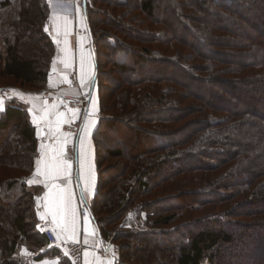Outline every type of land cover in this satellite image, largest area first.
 <instances>
[{"label":"trees","instance_id":"1","mask_svg":"<svg viewBox=\"0 0 264 264\" xmlns=\"http://www.w3.org/2000/svg\"><path fill=\"white\" fill-rule=\"evenodd\" d=\"M84 8L95 86L99 37L106 62L131 73L113 82L112 93L125 88L119 113L104 116L112 106L100 103L94 135L99 190L91 215L102 240L119 247L118 263L141 264L132 240L148 243L138 249L147 264H264V95L256 94L264 89V0H86ZM50 14L49 0H0V88L6 80L25 92L47 90L56 54ZM244 84L249 96L238 89ZM118 122L144 134L127 154ZM8 129L0 145V264H29L23 249L47 243L35 206L41 188L23 180L38 141L27 105L13 98L0 114V134ZM105 133L117 146L101 144ZM121 158L118 188L107 194L110 165L102 162ZM191 180L206 186L188 189ZM213 206L219 210L207 213Z\"/></svg>","mask_w":264,"mask_h":264},{"label":"crops","instance_id":"2","mask_svg":"<svg viewBox=\"0 0 264 264\" xmlns=\"http://www.w3.org/2000/svg\"><path fill=\"white\" fill-rule=\"evenodd\" d=\"M49 1L51 14L46 31L56 45V54L47 90L30 93L19 87L10 89L11 98L27 105L36 131L38 155L35 167L23 180L29 186L41 188L35 201L38 229L42 234L45 228L52 229L59 245L54 246L47 241L35 253L22 252L30 255V260L37 257V264H72L65 245L75 240L86 247L84 264H116L114 255L109 261L97 253L100 244L107 252L112 244L102 240L91 215V207L99 190L94 135L103 115L97 100L96 56L85 8L59 0ZM71 72L77 74L79 89L69 85ZM84 89L90 91L86 109L82 112L67 109L62 99ZM69 122L80 123L77 134L67 129ZM72 144L76 146L75 159L67 153V147ZM40 160H43L42 164L37 163ZM37 171H40V175H36ZM29 180L35 183L30 185L27 183ZM82 208L87 209L88 216L82 215ZM29 264L35 263L31 261Z\"/></svg>","mask_w":264,"mask_h":264},{"label":"rangeland","instance_id":"3","mask_svg":"<svg viewBox=\"0 0 264 264\" xmlns=\"http://www.w3.org/2000/svg\"><path fill=\"white\" fill-rule=\"evenodd\" d=\"M80 0H76V2L74 3V6H76V7H81V5H80V2H79ZM93 4L91 3V6H92ZM99 6V5H98ZM102 38H104L103 36L102 37H99V40L100 41H97V48L99 49V56H98V58H99V60L101 61V68H100V71H99V78H98V84L96 85V92L98 93L97 94V100L99 101V105H100V103H102V100L104 101V104H110V106H112L111 107V109H112V111L111 112H105L104 114V116H107V117H109L110 115H116V113H119V112H114L113 111V109H114V106L116 105V103H117V101H118V99L120 98H122L121 97V95L120 94H122L123 93V91L125 90V88H124V90H121V92L118 94L117 92L116 93H112L113 92V82H118L120 79H121V77H123V76H125L126 74H129L130 72H127L126 74H121L118 70H115V68L111 65V64H109L108 62H106V58H108V52L106 51L107 49L104 47V45H103V41H102ZM245 42H247L246 41V39H243ZM185 51H187V50H185ZM123 57H124V54H120L119 55V59L121 60V59H123ZM131 74V73H130ZM70 76H74V78H75V82L77 83V86L76 87H74L73 85H72V83H70ZM68 81H69V85L71 86V87H73V88H76V89H79L80 88V82H79V80H78V77H77V74L75 73V72H71L70 73V75L68 76ZM1 83L2 84H4L5 86H8V87H6V88H9V90L11 91V89H10V87L12 86V85H8V84H10V83H8L6 80H1ZM212 84H210V85H208V87H210V88H213L214 89V85L213 86H211ZM3 86V85H2ZM3 88H5V87H3ZM216 88V87H215ZM131 89H133L132 91H138V90H140L139 88H131ZM142 89V88H141ZM217 89H219L220 90V88H217ZM238 89L240 90V91H242V93H244L245 95H247V96H249V93L248 92H246V87H245V84L244 85H239L238 86ZM218 90V91H219ZM44 92H46V91H44ZM11 93H12V91H11ZM88 93H90V91L88 90V89H84V90H81L78 94H75V95H71V96H68V97H66L65 99H70V98H80L81 96H83V97H85ZM171 93H173V92H171ZM256 94H257V96L259 97V98H263V95H264V89H257L256 90ZM251 96V95H250ZM86 98V97H85ZM65 99H62L63 100V102H64V106L67 108V109H69V110H76V111H80V112H82V111H84L85 109H86V106H87V104H86V100L84 99L83 100V105H84V107H80V108H76L75 106H73V105H69L68 103L70 102L69 100H65ZM116 100V101H115ZM111 102V103H110ZM237 103V102H236ZM116 109H117V106H116ZM119 115V114H118ZM196 116H201L200 114H196L194 117H196ZM119 120H121V119H123V120H125L124 118H123V115L121 114V115H119V118H118ZM130 123V122H129ZM127 124V126L126 125H123L122 123H120V122H118V124H119V127H120V129H121V133L119 134L120 135V137H121V139H124V141H125V146H123V149H124V152H125V154H127L129 151H134L135 150V146H137V145H139V143H143L142 142V137H143V132H139L138 133V131L136 130V123H134V122H131V123H133V124H131V125H133V126H135V127H132V128H129L130 127V124ZM77 124H80V123H78V122H69V124L67 125L68 127H67V129L71 132V128H73V127H75ZM187 124V123H186ZM182 125V123H179L178 125H176V127H179V126H181ZM129 126V127H128ZM128 130L130 131V132H128ZM245 130L248 132L249 131V129L248 128H246L245 127ZM10 133H9V129L8 130H5L4 132H2L1 134H0V145H2L3 144V142L5 141V140H8L9 139V135ZM74 134V133H73ZM113 135V134H112ZM102 138V139H101ZM100 139H101V144L104 146V147H107V145H108V143L110 144V142L112 141V143L113 144H115V143H117L118 142V140H117V137L116 136H110V133H105V135L104 136H101L100 137ZM110 139V140H109ZM14 141V140H13ZM16 141V140H15ZM112 144V145H113ZM116 145V144H115ZM13 146L14 145H11V147H10V150L11 151H13V152H15L14 151V149H13ZM15 146L17 147L18 145H16L15 144ZM23 148H24V145H21ZM20 146V147H21ZM117 146V145H116ZM21 150H23V149H21ZM103 155L105 156V153H103ZM225 157V156H224ZM126 162V161H125ZM123 163H124V160H122V158L121 159H111V160H108L107 162L104 160L103 162H102V165L104 166L103 168H104V170H106L105 168L106 167H108V165H110L109 167H110V172H109V175L110 176H107V182H106V187L107 188H105L104 189V191H106L107 192V194H108V192H109V190H111L113 187H114V189H117L118 187H117V185L118 184H116L117 182H116V179H118V178H121V175L119 176V174H117L119 171H120V169L123 167L122 165H123ZM126 164L124 163V166H125ZM1 169V168H0ZM2 171H3V169H2ZM1 171V172H2ZM3 174H5V172L3 171ZM2 174V175H3ZM190 177H192V176H190ZM213 177V176H212ZM183 177H181V178H179L178 180H180V179H182ZM178 180H176V181H178ZM192 181V180H191ZM198 182V180H196V183ZM109 183H110V185H109ZM123 183V182H122ZM192 183H193V185H192ZM192 183L190 182V184H189V188L188 189H193V190H195V189H199L200 187H205L206 185H205V183H202L201 184V186L199 187V183H197V187L195 188V185H194V181H192ZM108 185H109V187H108ZM179 185H181L180 183L178 184V186ZM182 187L183 186H181V187H179V189L178 190H181L182 189ZM193 187V188H192ZM114 195L116 196V192L114 193ZM188 199H190L189 197L188 198H186L185 200H183V201H186V200H188ZM217 210H219V208H216V206H213L212 208H210V210L207 212V213H209V212H214V211H217ZM203 214H206L205 213V211L203 212V211H200L199 213L197 212V213H194V214H189V217H192V218H190V219H193V218H197V217H203L204 215ZM200 215V216H199ZM195 216V217H194ZM128 241V240H127ZM107 243H110V242H108L107 241ZM117 243H120V242H118L117 241ZM131 243L134 245V254H136L137 256L136 257H141L140 259H141V264H147V262L145 261V257H146V255H147V251H144V250H142V251H140L139 252V250L141 249V247L142 248H144V246H146L147 244L146 243H144V244H141V245H139L137 242H132V240H131ZM110 244H112V245H109V247L107 248V250H108V252L106 251V249L103 247V250L102 249H99L100 247H97V253L99 254V255H103V258L104 259H107V260H111V259H109L110 257H111V255H114L115 257H116V264H119L118 263V258H119V247L116 245V244H113V243H110ZM139 246H138V245ZM102 246V245H101ZM136 248V249H135ZM140 248V249H139ZM147 248H148V246H147ZM150 248H152V247H149L148 249H150ZM25 250H23V252L24 251H28V252H30V253H35L36 251H30V250H28L27 248H24ZM139 249V250H138ZM38 251V250H37ZM136 251V252H135ZM138 251V252H137ZM144 251V252H143ZM26 257H27V261H28V263H31V261L32 260H30L29 259V257H30V255H25ZM135 257V256H134ZM138 257V258H139ZM36 259H37V257H36ZM169 260H168V263L166 262V261H163V263L164 264H173V260L172 259H170V258H168ZM156 261V260H155ZM154 261V262H155ZM172 262V263H171ZM36 264H37V262H36ZM138 264H140V263H138ZM149 264H151V263H149ZM152 264H159V263H153V261H152ZM203 264H210V263H208V262H204Z\"/></svg>","mask_w":264,"mask_h":264},{"label":"built area","instance_id":"4","mask_svg":"<svg viewBox=\"0 0 264 264\" xmlns=\"http://www.w3.org/2000/svg\"><path fill=\"white\" fill-rule=\"evenodd\" d=\"M59 1L64 2V3H69L71 5L72 4L74 5V3L76 2V0H59ZM79 2H80L81 7L84 8L85 7V0H80ZM70 83H72V85L74 87L77 86V83L75 82L74 76H70ZM11 95H12V93L9 90V88H6V87L0 88V102H2V104H3V111H0V114L5 111L6 104L11 99ZM85 97L81 96L80 98H70V99H65V100L70 101L68 103L69 105H73L76 108H80V107H84V105H83L84 99L86 100V104L88 105V103L90 101V93H88ZM70 130L72 133L77 134L80 130V124H77L75 127L71 128ZM67 153L70 156V158H72V159L76 158L77 151H76L75 144H72V145L67 147ZM81 213L83 216L89 215L86 208H82ZM44 234H45V237H46L47 241L49 242V244L54 245V246L59 245V240L56 237V235L54 234L52 229L45 228ZM65 247L67 249V254H68V257L70 258L72 264H84V253H85L86 247L83 243L72 241V242L67 243L65 245ZM99 247H100L99 249L103 250V246H101V244ZM31 260L35 264L38 261L34 257H31Z\"/></svg>","mask_w":264,"mask_h":264},{"label":"snow or ice","instance_id":"5","mask_svg":"<svg viewBox=\"0 0 264 264\" xmlns=\"http://www.w3.org/2000/svg\"><path fill=\"white\" fill-rule=\"evenodd\" d=\"M0 111H3V104H2V102H0ZM73 115L75 116V113H73ZM37 163H41L42 164L43 163V160H40ZM61 164L63 165V162H61ZM67 167L70 168L71 165H67ZM36 175H40V171H37ZM27 183L31 185V184L35 183V181L29 180V181H27ZM73 242H76V241L74 240Z\"/></svg>","mask_w":264,"mask_h":264}]
</instances>
